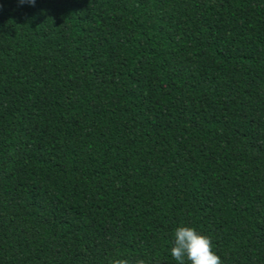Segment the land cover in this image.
I'll list each match as a JSON object with an SVG mask.
<instances>
[{
	"label": "trees",
	"instance_id": "1",
	"mask_svg": "<svg viewBox=\"0 0 264 264\" xmlns=\"http://www.w3.org/2000/svg\"><path fill=\"white\" fill-rule=\"evenodd\" d=\"M182 225L264 264V0H0V264H179Z\"/></svg>",
	"mask_w": 264,
	"mask_h": 264
},
{
	"label": "clouds",
	"instance_id": "2",
	"mask_svg": "<svg viewBox=\"0 0 264 264\" xmlns=\"http://www.w3.org/2000/svg\"><path fill=\"white\" fill-rule=\"evenodd\" d=\"M20 3L35 5L36 0H20ZM171 256L179 264H223L220 255L214 251L212 239L192 226L182 225L175 229ZM107 264H152V259L138 258L132 261L126 257L109 259Z\"/></svg>",
	"mask_w": 264,
	"mask_h": 264
}]
</instances>
